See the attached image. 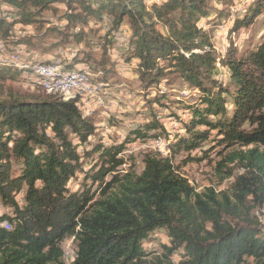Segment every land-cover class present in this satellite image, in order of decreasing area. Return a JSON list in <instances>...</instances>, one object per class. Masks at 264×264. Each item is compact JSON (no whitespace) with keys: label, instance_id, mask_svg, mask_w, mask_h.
<instances>
[{"label":"trees","instance_id":"obj_1","mask_svg":"<svg viewBox=\"0 0 264 264\" xmlns=\"http://www.w3.org/2000/svg\"><path fill=\"white\" fill-rule=\"evenodd\" d=\"M89 2L0 0V43L10 52L55 33L61 36L56 45L66 50L89 44L94 35L104 41L96 68L100 81L111 82L120 61L134 68L146 89L176 74L200 91L199 103L186 107L190 118L184 128L190 136L180 138L178 146L199 148L206 134L194 131L198 126L217 131L230 147L254 146L233 150L219 165L238 164L245 174L235 177L230 194L213 189L198 194L169 158L147 155L140 174L120 176L115 171L124 165L118 157L123 144L97 149L99 163L86 171L79 147L94 135L96 113H83L75 97L0 99V204L9 209L0 217V264H65L62 244L72 237L77 248L72 264H174L172 256L180 250V264H264V226L254 215L264 208V42L244 56L229 50L218 59L199 26L209 16L208 0ZM59 6L70 11L47 25L45 12L57 13ZM263 10L264 0H256L251 18ZM16 27L30 29L17 36ZM115 40L122 44L118 61L112 59ZM93 59L91 51L75 52L67 68ZM217 60L227 70V85L215 79ZM154 119L134 136L157 138L148 135L162 130ZM78 173L84 174L83 187L91 181L96 190L71 192L68 184ZM106 176L111 180L104 183ZM158 231L167 234L171 247L164 259L148 260L144 243Z\"/></svg>","mask_w":264,"mask_h":264},{"label":"rangeland","instance_id":"obj_2","mask_svg":"<svg viewBox=\"0 0 264 264\" xmlns=\"http://www.w3.org/2000/svg\"><path fill=\"white\" fill-rule=\"evenodd\" d=\"M90 0L89 3H94ZM256 0H235L232 4L224 5L219 0H208L209 16L200 20L199 26L207 33L211 39L213 49L218 59H223L229 50H236L238 56H244L249 51H255L264 42V10L257 18H251V10L255 6ZM6 12V6L3 5ZM70 11L68 6H59L57 13L51 11L45 12V22L56 24L59 17ZM5 16L12 18L11 14L6 12ZM128 25L124 23L126 28ZM47 27V26H45ZM94 27V26H93ZM30 27H27V31ZM81 27L77 25L74 31H79ZM86 30V28H84ZM166 31V28L162 29ZM26 31V33H27ZM21 31L19 35H25ZM65 33V32H63ZM74 33V32H73ZM90 33V32H89ZM61 36L51 33L47 37L38 39L35 45L21 43L15 51L13 49L0 52L1 58H9V55L18 50H25V59L30 61H44V59H55L59 56L58 50L61 48L56 45ZM83 43H74L67 45L68 52H89L94 55L90 63L94 81L98 82L101 73L98 69L99 61L102 56L103 40L91 35ZM110 45V44H109ZM108 45V46H109ZM34 48H29L31 47ZM23 47V48H22ZM59 48V49H58ZM63 48V47H62ZM92 48V49H91ZM111 50L113 58L119 60L122 54L121 41L115 40ZM83 55V54H81ZM118 55V56H117ZM67 64L71 59L65 58ZM221 60H217L216 81L222 85H227L229 78L225 68L222 67ZM83 63H78L80 66ZM118 74L112 78L113 86L103 82L106 86L99 84L91 96L94 103L103 102V105L92 108L89 113L94 115L93 121L96 124L94 135L91 136L85 145L79 147V153L83 157L84 168L86 171L99 163V154L97 149H107L111 147L124 145L122 153L118 156L124 161V165L117 171V174L124 175L132 172L140 174L144 169V159L147 155H161L169 158L180 175L188 180L196 193L203 194L208 189H213L216 193H231L232 183L236 176L245 174V170L238 164H226L220 168L225 157L233 150H247L254 146L242 148L239 146H229L223 135L217 131L209 132L204 126H198L194 131H200L206 134V138L201 142L200 147L195 150H187L184 146H178L180 138H189L184 124L189 120L190 114L187 106H195L199 103L200 91L187 85L176 74H166L160 81L152 87L146 89L141 86L137 73L131 66H125V63L118 62ZM7 68V69H6ZM78 68V67H75ZM11 69V70H8ZM15 65L6 59H0V99L10 97L29 99L35 95L47 94L37 85H29L21 78L20 74L13 78ZM18 72V71H17ZM116 79L117 81H115ZM111 88L113 90H111ZM110 99V100H109ZM155 118V119H154ZM156 120L162 130L149 132L150 135H159L148 137L146 140L134 136L135 130L144 129L145 125L152 120ZM214 120V117H211ZM245 129L250 127L245 126ZM160 138L164 141V150L157 147ZM74 142L78 140L74 138ZM229 170L234 171V176L229 177ZM84 174L78 173L68 184L71 192H77L83 188L95 191L97 184L89 181L83 187ZM111 180V176H106L104 183ZM22 196H18L21 203ZM8 214L9 209L3 208L0 204V217ZM262 225L264 226V208L254 211ZM167 247H171V240L163 231H158L144 243V251L148 254V260L155 258L164 259L167 255ZM62 248L64 250L65 264H72L73 257L76 254V242L74 238L66 239ZM182 251L172 256L174 264H180L183 261Z\"/></svg>","mask_w":264,"mask_h":264},{"label":"bare ground","instance_id":"obj_3","mask_svg":"<svg viewBox=\"0 0 264 264\" xmlns=\"http://www.w3.org/2000/svg\"><path fill=\"white\" fill-rule=\"evenodd\" d=\"M1 45L2 43H0V46ZM4 51H6V49L4 45H2V48H0V52ZM73 57L74 54L68 58L72 59ZM9 58H11V63L15 65V70L20 73V76L23 80L32 79V85H37L47 95L59 97V95H57V92L49 91L47 88L55 84L73 83L82 86L84 89H89V93H84L83 95V102H86L87 105L79 106L83 113H89L92 108L103 105V102L94 103L91 100V96L96 90L97 86L99 84H102V86H104V84L100 81L98 82L97 80L94 81L92 68L88 64L83 65L81 68L69 69L66 67L65 63V61L67 60L62 59V57L60 56L56 57L55 59L49 60V62H33L29 59L23 58L22 54H19V52H13L9 55ZM46 69H53L55 71H43ZM62 97H75L79 99V91L64 93ZM2 226L8 228L7 225Z\"/></svg>","mask_w":264,"mask_h":264},{"label":"built area","instance_id":"obj_4","mask_svg":"<svg viewBox=\"0 0 264 264\" xmlns=\"http://www.w3.org/2000/svg\"><path fill=\"white\" fill-rule=\"evenodd\" d=\"M6 12H7V9H6ZM16 33L19 35V33H21V30L20 28L16 27ZM26 34V31L23 32ZM4 45V44H2ZM2 45L0 46V48H2ZM17 52H19V54H22V57H27L25 55V50H18ZM58 54L60 57H62V59H65L66 57H71L74 53L73 52H68L67 50H64V49H59L58 50ZM0 59H6V60H9L11 61V58H1ZM91 68L92 66L90 64H88ZM43 71H55L53 69H46V70H43ZM25 83H28L29 85H32V79H29V80H24ZM49 91H52V92H57V95H59V99L62 98V95L64 93H67V92H71V91H79V99L76 100L77 101V105L78 107L79 106H85L87 105L86 102H83V95L84 93H89V89H84L82 86H79L78 84H73V83H65V84H55L51 87H47ZM157 145V147L159 148V150L163 151L164 150V141L160 138V143L158 144H155ZM2 225H7V222L5 223H2Z\"/></svg>","mask_w":264,"mask_h":264},{"label":"crops","instance_id":"obj_5","mask_svg":"<svg viewBox=\"0 0 264 264\" xmlns=\"http://www.w3.org/2000/svg\"><path fill=\"white\" fill-rule=\"evenodd\" d=\"M18 46H19V45H18ZM16 47H17V46H16ZM22 48H23V47H22ZM29 48H30V47H29ZM58 49H59V48H58ZM60 49H62V48H60ZM57 52H58V51H57ZM49 60H50V59H44V62H45V61H49ZM38 61H39V60H38ZM40 62H41V61H40ZM89 64H90V63H89ZM83 65H85V64H81L80 66H77V65H76L75 67L81 68ZM126 66L129 67V65H126ZM75 67H74V68H75ZM95 69H96V68H95ZM100 73L102 74L101 71H100ZM114 80L116 81V79H114ZM112 83H113V81L109 82V85H110L111 87L113 86ZM111 90H113V89L111 88ZM109 100H110V99H109Z\"/></svg>","mask_w":264,"mask_h":264}]
</instances>
